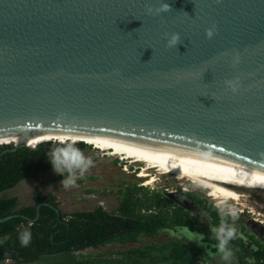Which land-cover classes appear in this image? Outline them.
I'll return each instance as SVG.
<instances>
[{"label": "water", "instance_id": "1", "mask_svg": "<svg viewBox=\"0 0 264 264\" xmlns=\"http://www.w3.org/2000/svg\"><path fill=\"white\" fill-rule=\"evenodd\" d=\"M165 2L0 0V138L94 132L264 203V0Z\"/></svg>", "mask_w": 264, "mask_h": 264}, {"label": "trees", "instance_id": "2", "mask_svg": "<svg viewBox=\"0 0 264 264\" xmlns=\"http://www.w3.org/2000/svg\"><path fill=\"white\" fill-rule=\"evenodd\" d=\"M42 137L34 135L31 138ZM14 138L19 137L12 136L2 144L18 141ZM38 140L46 142L34 149L0 146V193L15 187L25 178L36 179L42 172L52 169L46 153L56 140ZM89 146L80 141L77 143L83 152ZM61 179L56 175L48 183ZM33 195L34 204L22 207H18L17 197L0 195V218L13 213L18 215L0 222V263L11 260L16 264H207L211 257H206L189 242L178 239L140 245L125 251L82 252L110 243H134L177 225L201 234L202 241L213 245L212 251L215 252L216 241L207 225L154 189L137 184L126 186L118 207L112 211L98 206L92 210L66 213L59 209L56 212L59 203L53 194H43L36 185ZM195 198L210 216L211 224L219 223L216 207L204 199ZM37 212L39 215L35 218ZM26 228H30L32 239L27 247H21L18 233ZM253 241L256 248L245 247L239 238L231 242L236 264H264V245Z\"/></svg>", "mask_w": 264, "mask_h": 264}, {"label": "rangeland", "instance_id": "3", "mask_svg": "<svg viewBox=\"0 0 264 264\" xmlns=\"http://www.w3.org/2000/svg\"><path fill=\"white\" fill-rule=\"evenodd\" d=\"M83 153L86 157L93 160V166L84 174L83 179L77 178L75 187L64 189L60 184L61 180L48 183L51 178L58 175L51 169L42 172L36 179L25 178L21 180L15 187L1 192L0 195L17 197L18 207L31 205L35 201L33 189L36 185H39L43 194L51 193L55 196V200L59 203L58 208L63 212L70 213L78 210H92L98 206L103 207L106 211H112L118 207L123 189L128 185L137 184L147 187L149 190L154 189L159 191L177 206L189 211L201 222L210 227V216L195 198L204 199L215 206L217 201L213 200L209 190L206 188L197 183H193L190 179H179L178 174L162 173L156 171V169L149 170V176L153 174L157 178L153 183L147 185L145 181L150 177L139 176L141 164H131V160L123 159L121 155H110L109 151H102L93 146H89ZM228 204L234 206L238 213V217L234 223L236 228H242L238 230V233L243 235V240L249 243V240L254 239L264 245V210L250 201L246 204L233 202H228ZM173 239L187 241L203 253L211 255L208 247H205V243L202 240L201 243H197L196 240L189 241L185 238H177L169 235L165 229H161L153 237H145L134 243H110L97 248H87L82 252L125 251L132 247L152 243L161 244ZM0 264L16 263L11 260H5ZM207 264H222V261L219 257H212L211 255ZM231 264H236L234 258H232Z\"/></svg>", "mask_w": 264, "mask_h": 264}, {"label": "clouds", "instance_id": "4", "mask_svg": "<svg viewBox=\"0 0 264 264\" xmlns=\"http://www.w3.org/2000/svg\"><path fill=\"white\" fill-rule=\"evenodd\" d=\"M218 2V0H217ZM169 11V5L165 0H157L156 5L148 4L145 7V14L159 15ZM214 25L205 29V35L211 38L214 34ZM166 47H174L180 39L179 33L173 32L170 35L165 33ZM239 55L234 57V63H239ZM225 86L233 93L240 87L239 78L225 81ZM78 140L71 133L56 138L46 153V159L51 165L54 173L62 177L60 184L64 189L76 186L77 178L83 179L84 174L93 166V160L86 157L83 151L77 147ZM220 217L219 223L210 225V233L216 241L215 252L219 256L222 264H231L234 252L230 247L233 240L244 239L235 227V220L238 213L234 206L229 205L226 200L215 205ZM169 235L177 238H185L189 241L196 240L201 243V234L192 233L186 226L177 225L175 229H165ZM32 239L30 228H26L18 233V240L21 247H27ZM201 246H203L201 244Z\"/></svg>", "mask_w": 264, "mask_h": 264}, {"label": "bare ground", "instance_id": "5", "mask_svg": "<svg viewBox=\"0 0 264 264\" xmlns=\"http://www.w3.org/2000/svg\"><path fill=\"white\" fill-rule=\"evenodd\" d=\"M11 131H15L16 129L10 128ZM24 134L19 135V138H15L18 141H12L14 143H9V144H18L20 141H25L28 142L29 146H32L34 144H37L38 142L42 140L38 139H45V140H56L58 138L57 136L54 135H48L45 133L39 134L44 137H50V138H31L28 137V131L24 130ZM27 135V136H26ZM26 136L24 139L23 137ZM36 136V135H35ZM9 137H1L0 138V143L2 142H8L5 141ZM29 138L28 140H26ZM79 141H86V143L90 146H93L94 148L100 149L102 151H109L110 155H121L123 159L131 160V164H141V169H140V177H147L149 176L148 172L150 169H156V171L162 172V173H175L178 174L179 179L187 178L190 179L193 183H197L198 185L206 188L209 190L210 196H212L213 200H216L217 203L220 201L226 200L228 202H233L237 204H246L247 202H253L256 205H258L260 208L264 210V203L261 201H257V199L245 194L244 192L224 183L221 181L193 175L190 173H186L184 171H181L169 164H166L164 162L149 158L147 156L138 154L126 147H123L107 138H104L96 133L93 132L92 135H89L87 137H77L76 138ZM38 140V141H37ZM44 142V141H43ZM149 179H146L147 185L153 183L156 180V175L151 174L149 176ZM252 213V212H251Z\"/></svg>", "mask_w": 264, "mask_h": 264}, {"label": "flooded vegetation", "instance_id": "6", "mask_svg": "<svg viewBox=\"0 0 264 264\" xmlns=\"http://www.w3.org/2000/svg\"><path fill=\"white\" fill-rule=\"evenodd\" d=\"M210 224H211V222H210ZM212 225V224H211ZM207 229L208 230H210V227H208L207 226ZM190 232H192V233H196V234H199V233H197L196 231H194V230H189ZM244 241V240H243ZM187 242V241H186ZM254 241H253V239L252 240H249V243H246L245 241H244V246L245 247H247V248H256V246L254 245V243H253ZM205 243V242H204ZM234 245V244H233ZM205 247H208V249H209V251H210V254L212 255V257H219L217 254H216V252H213L212 251V247H213V245H207V243H205ZM201 251V250H200ZM202 252V251H201ZM202 254H204V255H206V257H211V255H209V254H207V253H203L202 252ZM233 257H235L234 255H233Z\"/></svg>", "mask_w": 264, "mask_h": 264}]
</instances>
